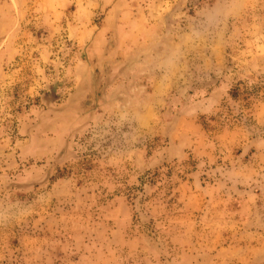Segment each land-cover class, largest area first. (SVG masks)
I'll return each mask as SVG.
<instances>
[{
    "label": "rangeland",
    "instance_id": "obj_1",
    "mask_svg": "<svg viewBox=\"0 0 264 264\" xmlns=\"http://www.w3.org/2000/svg\"><path fill=\"white\" fill-rule=\"evenodd\" d=\"M0 264H264V0H0Z\"/></svg>",
    "mask_w": 264,
    "mask_h": 264
}]
</instances>
